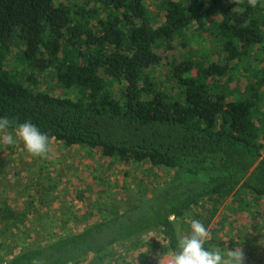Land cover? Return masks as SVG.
I'll return each instance as SVG.
<instances>
[{"label":"trees","instance_id":"obj_1","mask_svg":"<svg viewBox=\"0 0 264 264\" xmlns=\"http://www.w3.org/2000/svg\"><path fill=\"white\" fill-rule=\"evenodd\" d=\"M148 1L0 0V115L174 171L143 203L1 264H153L114 247L157 230L173 251L175 219L202 201L210 222L236 188L264 197V0H161V24ZM51 67L79 99L25 84Z\"/></svg>","mask_w":264,"mask_h":264},{"label":"rangeland","instance_id":"obj_2","mask_svg":"<svg viewBox=\"0 0 264 264\" xmlns=\"http://www.w3.org/2000/svg\"><path fill=\"white\" fill-rule=\"evenodd\" d=\"M160 2L148 1L151 19L156 24L165 20L158 7ZM24 48L21 43L12 51ZM14 59L7 58L11 64L17 63ZM165 67L160 65L151 71L164 83ZM25 73L23 80L34 91L80 97L77 88L59 84L52 67ZM259 107L264 114V96ZM263 122L260 126L264 131ZM173 172L150 161L121 162L103 155L98 148L69 146L54 138H49V152L42 158L28 154L22 143L0 145V264L25 250L49 245L143 203L170 181ZM209 207L202 201L185 216L176 218L178 233L187 235L192 219H198L210 232V246L241 248L244 264H264V197L236 188L223 199L210 222ZM135 242H139L137 249L127 252L128 243L117 244L114 249L118 254L126 251L132 260L136 255L148 254L153 264H172V250L157 230Z\"/></svg>","mask_w":264,"mask_h":264},{"label":"clouds","instance_id":"obj_3","mask_svg":"<svg viewBox=\"0 0 264 264\" xmlns=\"http://www.w3.org/2000/svg\"><path fill=\"white\" fill-rule=\"evenodd\" d=\"M22 143L24 150L33 157L42 158L49 152V136L31 122L0 115V145L15 146ZM210 232L198 219H192L190 232L178 234L176 248L172 251V264H244L241 248L230 250L228 245L205 247Z\"/></svg>","mask_w":264,"mask_h":264}]
</instances>
